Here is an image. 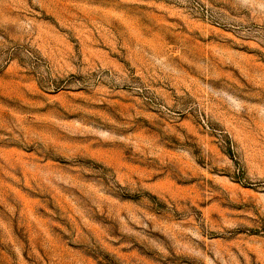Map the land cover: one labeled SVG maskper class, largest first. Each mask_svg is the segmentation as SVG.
Returning a JSON list of instances; mask_svg holds the SVG:
<instances>
[{
  "label": "rangeland",
  "instance_id": "374dc122",
  "mask_svg": "<svg viewBox=\"0 0 264 264\" xmlns=\"http://www.w3.org/2000/svg\"><path fill=\"white\" fill-rule=\"evenodd\" d=\"M0 264H264V0H0Z\"/></svg>",
  "mask_w": 264,
  "mask_h": 264
}]
</instances>
